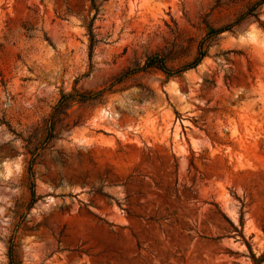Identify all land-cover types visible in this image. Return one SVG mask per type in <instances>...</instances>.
Listing matches in <instances>:
<instances>
[{"label": "rangeland", "instance_id": "374dc122", "mask_svg": "<svg viewBox=\"0 0 264 264\" xmlns=\"http://www.w3.org/2000/svg\"><path fill=\"white\" fill-rule=\"evenodd\" d=\"M255 1L0 0V264L264 254V2L207 34Z\"/></svg>", "mask_w": 264, "mask_h": 264}, {"label": "trees", "instance_id": "16d2710c", "mask_svg": "<svg viewBox=\"0 0 264 264\" xmlns=\"http://www.w3.org/2000/svg\"><path fill=\"white\" fill-rule=\"evenodd\" d=\"M264 2V0H256L242 15H240L233 23L227 24L226 26L220 27V28H216V29H209L207 31V34H209L210 36L212 35H216L224 30H227L229 28H231L233 25L237 24L243 17L247 16V15H253V10L256 6L262 4ZM255 20L257 22H260L259 19L257 17H255ZM86 31H87V35H88V41H89V48L91 49L93 44L95 43V39H94V34L92 32V27H91V22H87L84 24ZM202 44V43H201ZM204 50L201 49V45L198 46L197 49V54L196 56L192 59V61H190L189 63L185 64L182 69H187V68H191L194 67L195 65H197V63H199V61L202 59V57L204 56ZM151 67H157V68H164L163 67V63H162V59L155 57V56H151L149 58L146 59V61L144 62L143 65H141L140 67H137L135 70H145ZM68 94H64L61 93L60 98L58 99L56 105L54 106V110L57 109V107L59 106H64L66 105V101L64 100L65 97H67ZM94 94L91 92H83V93H79L78 94V99L79 100H86L89 99L91 97H93ZM33 191H31V196L33 198ZM264 257V254L260 255L259 257H254L252 256V261L253 264H258L262 258ZM8 261L9 264H14L12 263L11 260V253H8Z\"/></svg>", "mask_w": 264, "mask_h": 264}]
</instances>
